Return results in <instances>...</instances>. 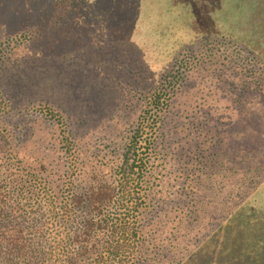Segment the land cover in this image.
Instances as JSON below:
<instances>
[{
  "label": "rangeland",
  "instance_id": "1",
  "mask_svg": "<svg viewBox=\"0 0 264 264\" xmlns=\"http://www.w3.org/2000/svg\"><path fill=\"white\" fill-rule=\"evenodd\" d=\"M207 1L196 2L209 11L202 12L200 19L193 21L195 29L236 35L264 51L261 14L249 20L248 14L240 16L238 11L234 12L241 1ZM62 10L63 6L59 13ZM126 15L119 16L118 25L104 26L106 42L118 34H122L123 39L124 34L131 31ZM127 47L122 44L121 48L124 51ZM108 75L109 72L102 81L81 74L72 78L62 75L55 86L47 89L44 96L63 103L72 116L88 118L80 129L78 123L72 122L70 128L78 136L72 140L63 137L62 134L67 133L62 125L45 118V110L17 114L23 109L26 97L42 96H33L36 92H33L35 85L31 77H19L10 71L1 81L6 85L2 87L4 97L9 96L13 102L10 105L4 102L11 107V119L1 117V112H7L8 108L0 105V176L7 178L1 183V190L16 208L30 212L39 205L37 207L44 211L46 264H67L68 257L74 256L82 246L89 252L81 258V264H122V256L131 254L127 250L129 241L119 247L118 256H109V237L98 235L96 239L86 240L81 212L76 211L71 202L62 201V198L70 199L72 190L79 189L80 182L88 176L98 175L109 181L118 178L117 173L107 174L109 168L99 169L96 163H120L122 138L135 126L140 106L131 105L127 112L130 115L126 117L130 119L100 122L102 113L116 109L118 92L105 88L111 84ZM206 75L203 71L195 72L181 91L173 105L175 122H170L168 129H146L154 151L149 157L153 168L141 189L147 190L153 199L147 204L149 211L154 215L159 211L154 224L147 226L154 235L139 243L145 252L142 261L146 264H151L158 255L157 264H264V188L257 192L255 207L243 206V200L254 188L248 168L255 167L254 164L257 168L264 166V100L262 102L260 97L261 101L249 113L246 107L241 108L247 115H240L237 120L222 80L227 76L209 80ZM127 78L128 74L124 80ZM203 94H207L205 100ZM198 103H202V113L208 114L202 125L196 119L198 114L197 117L191 115L189 120L181 114H192ZM192 107L193 112H189ZM184 119L191 123V130L183 131L178 127ZM174 124L178 125L176 129H173ZM8 135L9 138H5ZM104 155H107L105 159ZM255 179V182L264 181V172ZM18 193L23 196L17 197ZM190 196L197 204L193 205L198 218L193 229H190L192 220L187 219ZM120 205L115 202L114 207H108L104 213L118 211ZM234 208H240L238 217L227 224ZM226 210L230 212L226 214ZM134 263L138 264L139 260L131 264Z\"/></svg>",
  "mask_w": 264,
  "mask_h": 264
},
{
  "label": "trees",
  "instance_id": "2",
  "mask_svg": "<svg viewBox=\"0 0 264 264\" xmlns=\"http://www.w3.org/2000/svg\"><path fill=\"white\" fill-rule=\"evenodd\" d=\"M199 1L203 0L196 2ZM238 1L242 4L236 6L234 12L238 11L240 16L248 14L249 20L251 16L257 18L258 14L264 19V0ZM196 2L0 0V105L5 104V101L9 105L13 104L8 99L9 96L4 97L2 92V87L6 85L1 84V81L7 73L12 71V74L19 77H31L35 85L32 89L36 92L33 96H42L26 97L23 109L17 114L45 110L43 114L46 119L54 120L64 127L62 129L67 135H62L66 140L78 137L70 128L72 122L78 123L77 128L80 129L82 122H87L88 118L72 116L63 103L44 96L47 89L55 86L62 75L72 78L73 75L81 74L102 81L109 72L107 77L111 84L105 88L118 92L116 109L102 113L100 122L130 119L126 117L130 115L127 112L132 108L131 105L138 103L140 106L133 123L135 126L126 131L122 138L123 153L120 163H96L99 169L109 168L107 174L117 173L118 178L109 181L98 175L88 176L80 182L79 189L72 190L70 199L62 198L64 203L71 202L73 208L81 212L83 236L86 240L96 239L98 235L110 238L109 256H118L119 247L125 241L130 242L127 250L131 254L122 256V264H131L137 259L138 264H146L142 261L145 252L139 243L145 237L154 235L147 226L154 224L159 214L157 209V215L149 211L147 204L153 199H150L151 194L147 190L141 189L147 183L153 168L152 164L150 167L149 157L154 151L146 129H168L169 123L175 122L173 105L195 72H206L209 80L227 76L222 80L237 120L240 115L246 116L247 112L255 108L261 101L260 97L262 102L264 100L262 48L236 35L217 34L211 29H195L193 21H198L202 12L209 11ZM62 6L63 10L59 13ZM124 14H127L128 29L132 27L131 31L125 33L123 39L122 34H118L115 39L106 42L105 32H102L104 26L118 25L119 16ZM188 33L192 34L187 35ZM122 44H126L128 50L126 48L123 51ZM92 67L96 70H91ZM127 74L128 78L124 80ZM201 96L203 100L207 98V94ZM201 104H197L194 112V107L190 111L187 108L192 114H181L188 116L187 120L191 115L197 117L198 114L196 119L202 125L208 114L202 113ZM9 105L5 104L7 112H1L4 119H11ZM245 107L249 110L241 112V108ZM189 124L191 123L184 119L181 125L174 124L173 129L178 126L183 131L191 130ZM14 135L15 133L11 134L12 137ZM5 138H9V135ZM106 156L102 158L105 159ZM254 165L255 167L248 168L247 173L255 190L250 191L243 200V206L251 208L258 202L257 192L264 188V181L255 182L256 175L264 172V166L257 168ZM6 180V177L0 176V264H46L43 238L47 228L44 211L37 207L39 205L30 212L14 207L9 196L1 190V183ZM19 194L17 197L23 196ZM191 196L187 219L192 220L190 229H193L198 218L193 209V205H197L196 200L193 197V201ZM115 202L121 204L118 211L104 213L108 207H114ZM144 206L146 207L143 209ZM235 208L231 213L230 210L225 211L231 215L227 224L238 217L241 207ZM20 218L23 222L17 223ZM78 249L74 254L76 257H68L67 264H81V258L89 252L87 247ZM159 256H155L151 264L160 262Z\"/></svg>",
  "mask_w": 264,
  "mask_h": 264
}]
</instances>
